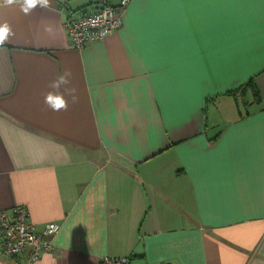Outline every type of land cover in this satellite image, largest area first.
I'll list each match as a JSON object with an SVG mask.
<instances>
[{"label": "crops", "instance_id": "obj_1", "mask_svg": "<svg viewBox=\"0 0 264 264\" xmlns=\"http://www.w3.org/2000/svg\"><path fill=\"white\" fill-rule=\"evenodd\" d=\"M94 4L0 7V210L58 223L28 264H264V0H129L72 47L64 17ZM66 69L78 101L55 112Z\"/></svg>", "mask_w": 264, "mask_h": 264}, {"label": "built area", "instance_id": "obj_2", "mask_svg": "<svg viewBox=\"0 0 264 264\" xmlns=\"http://www.w3.org/2000/svg\"><path fill=\"white\" fill-rule=\"evenodd\" d=\"M129 0L111 4L107 0H95L93 10L80 16L64 17L65 31L69 43L77 49L97 39L102 40L109 30L120 27L122 9ZM29 209L15 204L0 210V253L4 256H26L25 264L38 261L40 253L53 249L49 236L55 233L57 221H49L41 230L35 228ZM130 255H102L98 264H126Z\"/></svg>", "mask_w": 264, "mask_h": 264}, {"label": "clouds", "instance_id": "obj_3", "mask_svg": "<svg viewBox=\"0 0 264 264\" xmlns=\"http://www.w3.org/2000/svg\"><path fill=\"white\" fill-rule=\"evenodd\" d=\"M19 5L20 11L24 15H30L37 7L43 9L52 8V0H0V7H11ZM51 31V29H48ZM14 35L12 25L5 20L0 23V48H2L6 41H9ZM72 72L66 69L56 79L50 82L49 88L52 89L47 92L44 98V103L55 112L66 111L69 105L68 97H71L72 103L78 101L77 89L68 87L71 83ZM63 88V91L61 90Z\"/></svg>", "mask_w": 264, "mask_h": 264}, {"label": "trees", "instance_id": "obj_4", "mask_svg": "<svg viewBox=\"0 0 264 264\" xmlns=\"http://www.w3.org/2000/svg\"><path fill=\"white\" fill-rule=\"evenodd\" d=\"M252 83V80L249 79L248 81L245 80V82H243L242 84H239L237 87H234L233 90L231 92H239L240 94H244V91L246 89V87Z\"/></svg>", "mask_w": 264, "mask_h": 264}]
</instances>
